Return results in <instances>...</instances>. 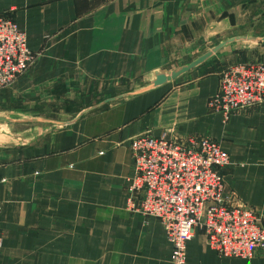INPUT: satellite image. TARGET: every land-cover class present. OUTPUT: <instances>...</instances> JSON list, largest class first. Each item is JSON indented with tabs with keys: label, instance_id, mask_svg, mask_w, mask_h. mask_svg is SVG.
<instances>
[{
	"label": "crops",
	"instance_id": "crops-1",
	"mask_svg": "<svg viewBox=\"0 0 264 264\" xmlns=\"http://www.w3.org/2000/svg\"><path fill=\"white\" fill-rule=\"evenodd\" d=\"M0 15L13 18L35 55L24 75L0 88L5 118L40 116L44 106L94 107L225 38H264V0H0ZM247 61L264 62V42L230 44L180 78L72 125L60 124L77 116L0 135V264H171L161 222L127 210L136 176L131 141L145 134L218 142L230 159L225 193L264 226V105L226 122L209 108L222 71ZM186 264H264V248L252 259L220 257L196 229Z\"/></svg>",
	"mask_w": 264,
	"mask_h": 264
},
{
	"label": "built area",
	"instance_id": "built-area-1",
	"mask_svg": "<svg viewBox=\"0 0 264 264\" xmlns=\"http://www.w3.org/2000/svg\"><path fill=\"white\" fill-rule=\"evenodd\" d=\"M34 59L13 18L0 15V88L24 75ZM262 105L264 62L260 61L225 68L218 92L209 102L210 111L225 122ZM131 142L136 176L129 189L127 210L161 222L172 245L171 264H186L187 244L196 229L220 257L252 259L264 247L260 217L224 191L222 170L230 159L218 142L148 134Z\"/></svg>",
	"mask_w": 264,
	"mask_h": 264
},
{
	"label": "water",
	"instance_id": "water-1",
	"mask_svg": "<svg viewBox=\"0 0 264 264\" xmlns=\"http://www.w3.org/2000/svg\"><path fill=\"white\" fill-rule=\"evenodd\" d=\"M240 41L264 42V38L243 37V36L231 38V39H229L223 43H220L216 47L210 49L208 52H206L205 54L200 56L195 61H193L187 65H184L182 67H179L176 70H170V71L161 70V71L156 72L154 75V80L148 86H146L142 89L133 91L131 93H127L124 95L114 97L112 99H109V100L101 103L100 105H97L94 107H89V108L85 109L84 111H82L73 121L63 123L60 125H62V126L72 125V124L76 123L80 118H82L85 114L92 111L93 109H96V108L101 107V106L108 104V103L116 102V101L121 100V99L129 98L132 96H136V95L148 92V91L156 89L162 85L170 83V82L180 78L184 74L200 67L201 65H203L204 63L209 61L213 56L218 54L222 49H224L228 45L233 44L235 42H240ZM35 121L36 120H24V119L23 120H16V119L14 120V119H10V118L0 117V122H3V123L27 124V123H35Z\"/></svg>",
	"mask_w": 264,
	"mask_h": 264
},
{
	"label": "rangeland",
	"instance_id": "rangeland-1",
	"mask_svg": "<svg viewBox=\"0 0 264 264\" xmlns=\"http://www.w3.org/2000/svg\"><path fill=\"white\" fill-rule=\"evenodd\" d=\"M258 33H259V35H261L262 33L264 34V29L259 30ZM249 36H252V34H249L248 37ZM255 37H258V36L256 35ZM259 37L262 38L263 36H259ZM227 40L228 39L225 38L220 43H223V42H225ZM247 45L248 44H242L240 47H243V46L244 47H248ZM214 47H212V48H214ZM216 55H218V54H216ZM216 55L213 56L210 60L215 59ZM144 87H146V85H135L134 84L133 88H131L130 86L128 87V85H123L122 89L119 90V93H122L121 95H124V94H127V93H131L133 91L142 89ZM114 88H116V87H114ZM113 94H115V93H113ZM64 100H65V103H67V102L74 103L73 101L70 100L69 97H66ZM75 103H77V102H75ZM44 108L45 109L43 110L42 115L35 116V117L22 118V119H24V120H36V121H70V120L74 119L76 116H78L82 111L87 109L84 106V104L82 105V107H79L77 109H75L73 107L71 108L69 105H67L66 108H64V109H62V107H61L59 109L55 108V109L52 110L49 107L46 108V106H44ZM52 116L54 118L53 120H52ZM7 118L14 119V120L15 119L16 120H22V119L12 118V117H7ZM33 125H34V123H33ZM30 128L33 129L34 127H31V124H29V123L25 124V127L24 126L18 127V124H16V123H3V122H0V135L7 136V137H10L12 135L16 136V134H20V133L23 134L25 130L30 129ZM263 248H261V249H263Z\"/></svg>",
	"mask_w": 264,
	"mask_h": 264
},
{
	"label": "trees",
	"instance_id": "trees-1",
	"mask_svg": "<svg viewBox=\"0 0 264 264\" xmlns=\"http://www.w3.org/2000/svg\"><path fill=\"white\" fill-rule=\"evenodd\" d=\"M248 62V61H247ZM247 62H241V63H247Z\"/></svg>",
	"mask_w": 264,
	"mask_h": 264
}]
</instances>
